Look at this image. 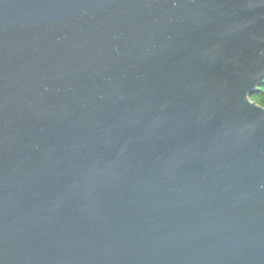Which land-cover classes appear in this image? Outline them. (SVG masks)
<instances>
[{"label":"water","instance_id":"water-1","mask_svg":"<svg viewBox=\"0 0 264 264\" xmlns=\"http://www.w3.org/2000/svg\"><path fill=\"white\" fill-rule=\"evenodd\" d=\"M264 0H0V264H264Z\"/></svg>","mask_w":264,"mask_h":264},{"label":"trees","instance_id":"trees-1","mask_svg":"<svg viewBox=\"0 0 264 264\" xmlns=\"http://www.w3.org/2000/svg\"><path fill=\"white\" fill-rule=\"evenodd\" d=\"M249 97L256 103L264 107V84L260 85L259 90L257 92L251 93Z\"/></svg>","mask_w":264,"mask_h":264}]
</instances>
